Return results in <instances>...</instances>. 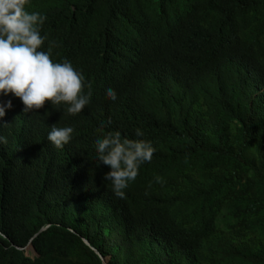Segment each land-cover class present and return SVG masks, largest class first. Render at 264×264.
Returning <instances> with one entry per match:
<instances>
[{
  "label": "trees",
  "instance_id": "obj_1",
  "mask_svg": "<svg viewBox=\"0 0 264 264\" xmlns=\"http://www.w3.org/2000/svg\"><path fill=\"white\" fill-rule=\"evenodd\" d=\"M25 9L91 96L75 115L45 101L0 117V264H264V0ZM53 126L73 128L62 148ZM115 131L155 148L124 198L95 159Z\"/></svg>",
  "mask_w": 264,
  "mask_h": 264
},
{
  "label": "clouds",
  "instance_id": "obj_2",
  "mask_svg": "<svg viewBox=\"0 0 264 264\" xmlns=\"http://www.w3.org/2000/svg\"><path fill=\"white\" fill-rule=\"evenodd\" d=\"M27 3L28 0H0V117L4 119L15 104H22V112H29L42 108L45 101L63 104L69 115L78 114L90 102L91 92H84L90 86L70 61L55 62L51 58L52 42L46 50H40L47 39L40 32L46 17L26 11ZM105 95L112 101L117 98L111 87L105 89ZM72 133L70 126H53L47 139L62 148ZM135 135L142 136L140 129L135 130ZM5 142L0 135V143ZM154 151L150 142L122 139L119 131L95 139V159L109 168L102 179L110 181L111 191L118 198H124L129 182L135 180L142 164L151 161ZM155 181L162 183L160 176Z\"/></svg>",
  "mask_w": 264,
  "mask_h": 264
},
{
  "label": "rangeland",
  "instance_id": "obj_3",
  "mask_svg": "<svg viewBox=\"0 0 264 264\" xmlns=\"http://www.w3.org/2000/svg\"><path fill=\"white\" fill-rule=\"evenodd\" d=\"M27 250H28V252H30L29 255H31V256L35 255V252L32 249H27Z\"/></svg>",
  "mask_w": 264,
  "mask_h": 264
},
{
  "label": "water",
  "instance_id": "obj_4",
  "mask_svg": "<svg viewBox=\"0 0 264 264\" xmlns=\"http://www.w3.org/2000/svg\"><path fill=\"white\" fill-rule=\"evenodd\" d=\"M87 243H88V242H87ZM102 260H103V262H104L105 264H107V259H106V258L102 257Z\"/></svg>",
  "mask_w": 264,
  "mask_h": 264
}]
</instances>
